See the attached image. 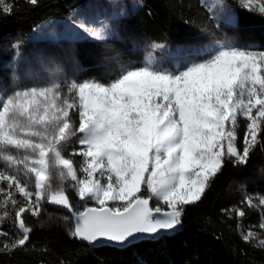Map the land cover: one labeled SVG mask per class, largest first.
<instances>
[{"label": "snow or ice", "instance_id": "obj_1", "mask_svg": "<svg viewBox=\"0 0 264 264\" xmlns=\"http://www.w3.org/2000/svg\"><path fill=\"white\" fill-rule=\"evenodd\" d=\"M237 2L264 17V0ZM204 6L217 20L214 9H227L223 0ZM13 11L12 3L0 0V14ZM227 18L238 22L230 11ZM76 27L100 41L110 31L103 22L96 27L81 20ZM201 55L206 58L172 71L149 54L108 83L56 80L0 96V161L35 178L33 192L17 174L0 170V181H7V188L0 187V206L17 205L13 187L27 202L15 213L22 235L0 243V253L27 250L31 228L22 214L39 216L44 200L68 209L74 220L70 235L89 243H125L136 234L175 230L184 206L201 200L226 162L246 165L264 144V50L217 42ZM240 117L248 121L242 149ZM72 144L80 145L71 153L82 157L78 165L65 156ZM68 180L78 200L69 196ZM246 200L252 204L251 197ZM253 237L249 231L242 239ZM257 246L264 249V240Z\"/></svg>", "mask_w": 264, "mask_h": 264}, {"label": "trees", "instance_id": "obj_2", "mask_svg": "<svg viewBox=\"0 0 264 264\" xmlns=\"http://www.w3.org/2000/svg\"><path fill=\"white\" fill-rule=\"evenodd\" d=\"M88 1L39 0L38 6H33L28 0H7L14 11L0 14V54L7 60L4 67L9 72L0 70V79L12 83L30 77L38 69L25 59L31 54L46 59V66L41 67L53 71V76H48L51 83L56 80L108 83L119 75L122 67L138 66L145 60L147 43L217 44L226 35L237 36L246 47L264 50V17L242 9L237 0H223L236 13L238 22L234 26L218 25L202 0H142L140 8L122 20L119 28L122 40L100 41L84 36L50 46L51 42L32 38L46 21L65 19ZM52 47L53 58L46 53ZM15 53L22 58L18 66L12 62ZM245 125L246 120L240 119L237 134L241 149ZM234 190L240 199L232 201ZM12 192L17 206H8L9 215L0 219V231L9 233L0 236V243L11 242V238L20 235L15 228V213L26 200L18 191ZM254 193H261L260 199L264 198V144L254 149L246 165L226 162L201 200L184 206L181 224L159 240L143 241L124 249L92 248L70 235L74 222L72 218L66 221L68 212L42 204L40 215H31L27 250L0 253V264L61 261L63 264H264V249L242 239L247 231H259L262 224L264 205ZM68 194L75 199L72 192ZM245 195L252 198L251 205L242 199ZM237 210L245 215L239 216ZM43 213H55L57 220Z\"/></svg>", "mask_w": 264, "mask_h": 264}, {"label": "rangeland", "instance_id": "obj_3", "mask_svg": "<svg viewBox=\"0 0 264 264\" xmlns=\"http://www.w3.org/2000/svg\"><path fill=\"white\" fill-rule=\"evenodd\" d=\"M202 1L204 4H209V5L219 4L220 2V0H202ZM141 5H142V0H90L84 6L77 8L74 12H72V14L69 17L65 19L53 18L46 21L36 29L35 33L32 35V38L34 40L51 42L50 46H53L54 43H59L61 41H73L78 38H82L84 36L90 37L87 34H85L83 31H81L78 27H76V25L81 20H85L96 27H99L100 22L107 24L110 28V31L107 35L106 40H122L123 38L119 29L122 20L125 19L129 14L136 12ZM228 11H230L233 14V17L236 18L235 11L229 8L228 6L225 12H220L219 7H216L214 9V12L217 13L220 17L218 20L214 19L218 25L234 26L235 23H233L231 20L227 18ZM228 42H232L241 47H246L244 44H242L239 41L237 36L224 35L223 41L221 43H228ZM155 45H161L162 47L156 48L154 50ZM215 45L216 44L204 45L199 43H185L182 45H173L169 43H147L144 46V52H145V58L148 57L149 54H152L154 55L156 61L160 64L161 67L174 71L178 67H183L186 64L191 63L193 61H198L206 58L205 56L201 55V53L205 50L208 51L212 50ZM52 49L53 47L48 51L46 49L47 51L46 53H48L49 56H51V58H53ZM33 55L34 54H31L30 56L25 57V59L31 61L32 66H36L38 69H36L30 77L26 76L24 78L22 77L15 79V81H13L12 83H7L3 79H0V96L11 95L15 90L19 88H26L31 86H43L51 83L49 81L50 78H48V76H53V71H47V69L41 67V66H46V59H41L40 57L39 58L33 57ZM21 59L22 58L20 57L19 53L13 54L12 56L13 66H18ZM6 62L7 60L3 58V55L0 54V70L5 74L9 72V69L4 67L7 66ZM240 119L246 120V118L240 117L238 126L240 125ZM247 123L248 121L246 120V124ZM79 148L80 145L72 144L69 145L68 148L65 150V156L67 158L72 157V159H74V162L77 163V165L82 160V157L74 156L71 153L73 149L78 150ZM1 162H2L3 171L9 174H17L22 183L28 184L29 190L33 192L35 191L34 176H32L31 174L25 176L22 171L17 173L14 169L8 168L3 161ZM52 183H53V188L59 186V182L57 179H53ZM71 183L72 182L70 180L65 181V188L67 189L68 193L69 192L73 193L75 197L74 200H78L79 198L78 196H76L75 192L72 189L67 188L68 184ZM2 184L3 187L6 188L7 181H0V187H2ZM12 190L16 192L14 187L10 191ZM235 191L236 190H234V193L232 195V201L237 200L239 198V196H237ZM261 196H263L261 193H254V197H256L257 199H260ZM246 197L248 196L245 195V198L242 199H244V201H247ZM3 199H4V194L0 193V201H3ZM42 204L44 205L46 204V207L48 206L51 209H54V207H52L47 200L42 201ZM8 206L14 207L13 205H11V203L7 205V208ZM160 206H162V208L165 211H167V206L164 205L163 202L160 203ZM7 208L0 206V210L2 212L7 211ZM55 210H60V209H55ZM68 213H69V217H66L68 218L66 219V221H68L69 218L73 219L71 212ZM44 215L45 216L48 215L47 218L49 219L50 218L55 219L54 217L55 213L53 214L49 213ZM21 218L24 219L25 225L27 227L31 226L32 217L30 212L23 213ZM56 220L57 218L55 219V221ZM261 223H264V216ZM15 228H16V232L22 235V232L18 227L17 219L15 222ZM248 232L249 231H247L246 234ZM251 232L254 234V237L249 242L252 243L253 245L257 246L260 240H264V228L260 227L259 231L252 230Z\"/></svg>", "mask_w": 264, "mask_h": 264}, {"label": "water", "instance_id": "obj_4", "mask_svg": "<svg viewBox=\"0 0 264 264\" xmlns=\"http://www.w3.org/2000/svg\"><path fill=\"white\" fill-rule=\"evenodd\" d=\"M52 207H54L55 209H60V210H64L66 212H70L68 209L63 208L61 206H56L53 204H50ZM74 222V220H73ZM171 233V230H161V232L159 234H147V233H140V234H136V238L135 239H131L129 242H125V243H118V242H113V241H108V240H100L98 242H94V243H89L87 241H82L79 238H77L79 240V242L81 244L87 245L89 247L92 248H100V247H105V246H109V247H115L118 249H124L127 248L131 245L134 244H138L140 242L143 241H156L159 240L160 238L167 236Z\"/></svg>", "mask_w": 264, "mask_h": 264}]
</instances>
